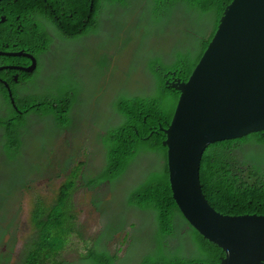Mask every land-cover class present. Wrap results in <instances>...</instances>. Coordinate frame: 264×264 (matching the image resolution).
<instances>
[{
  "label": "trees",
  "instance_id": "trees-1",
  "mask_svg": "<svg viewBox=\"0 0 264 264\" xmlns=\"http://www.w3.org/2000/svg\"><path fill=\"white\" fill-rule=\"evenodd\" d=\"M102 1L71 0V5L77 7L78 12L74 13L73 18H68L63 36L77 39L96 32L99 20L94 9ZM104 1L112 6L113 11L108 13L103 32L98 33L93 40L95 44L87 47L94 53H97L99 46L105 44L108 29L115 32V36L123 31L120 16L125 15L120 11H126L131 6L130 0ZM232 1L140 0L141 8L132 12V15L138 21H146L142 34L156 24L164 26L170 23L174 26L176 20L181 21L184 34L177 39L169 51L170 55L158 51L154 56L155 49H149L146 69L152 75L154 83L149 87L148 93H119L113 99L111 106L116 111L118 120L96 131L101 155L98 167L91 168L90 172H84L87 162L82 167H76L60 185L53 203L49 204L43 198L37 199L31 213L33 235L20 254L21 264H120L121 261L128 260L126 257H118L121 248H116L113 253L107 248H98L102 240L108 245L117 234H129L127 227L133 228L134 225L129 223L127 215L117 217L115 223L100 234L97 242L87 247L76 259L66 260L62 257L71 238L81 236L77 229V209L73 203V196L79 185H84L89 191L100 189L95 193L94 205L103 214L112 210L110 202L105 200L109 191L121 194L122 200L116 201V205L126 209L129 214L139 211L147 218L152 236L138 240L139 248L146 253L137 259V264L222 263L225 251L204 239L189 225L173 198L167 164L168 147L164 145L167 133L164 129L173 119L180 97V92L167 82L188 79L215 33L225 7ZM57 4L56 0H18L9 10L14 15L28 17L32 33L41 42L48 35L33 13L38 17L54 20L53 9ZM87 7H90L88 24L79 29ZM174 16L181 18H173ZM46 40L51 41L49 38ZM127 41L126 38L125 42ZM79 48L86 47L72 43L70 47L63 48L62 54L73 57L77 55L73 53L74 49ZM42 54L35 56L40 58ZM100 64L107 66V60L104 59ZM41 66L40 59L37 70L23 72L19 82L10 86L16 108L10 105L0 88L2 104L7 105L4 114L0 113V162L4 165L12 164L13 160L21 156L24 136L32 122L37 121L47 129L52 128L53 135L58 130L67 131L72 125V111L80 101L82 87L72 73L52 77L50 83L38 93L20 94L28 84L38 87ZM67 67L73 68L72 63ZM28 135L31 136V133ZM247 142L264 144L263 131L210 144L201 158L199 179L202 192L211 207L226 215L264 214V170L236 153L237 150L244 149ZM65 167H69V163ZM128 178L133 180V185L123 190L121 180ZM118 180L120 183H117ZM100 192H105L102 206L96 199ZM107 231L109 235L112 233V239H105ZM130 237L129 235L128 239ZM119 242L122 241H118V245ZM187 244L192 252L183 253ZM7 261L8 258H2L0 264H8Z\"/></svg>",
  "mask_w": 264,
  "mask_h": 264
},
{
  "label": "rangeland",
  "instance_id": "rangeland-1",
  "mask_svg": "<svg viewBox=\"0 0 264 264\" xmlns=\"http://www.w3.org/2000/svg\"><path fill=\"white\" fill-rule=\"evenodd\" d=\"M130 3L128 10L120 11L125 15L120 16L123 31L115 36V32L108 29L105 44L97 53L90 48H79L73 51L77 55L66 57L58 49H54L41 57V74L37 81L39 89L43 90L52 77L72 73L82 86L80 101L73 108L70 129L58 130L53 135L52 128L47 129L42 123L32 122L28 130L31 136L28 133L24 136L21 156L9 165L0 162V259L8 258V264H21L20 254L33 235L31 213L37 199L43 198L49 204L53 203L60 185L76 167H82L85 162L84 172L98 167L101 155L96 131L118 120V115L111 106L115 96L119 93L133 95L149 92V87L154 83L152 75L146 69L149 49H155L154 56L158 51L170 55L169 51L184 34L180 20H176L174 26L170 23L164 26L153 25L142 34L146 21H138L132 15V12L141 8L140 0H130ZM104 59L107 60V66L100 64ZM70 62L73 68H66ZM22 90L23 93L27 92L24 88ZM2 110L0 97V113ZM66 163H69V167H65ZM121 183L123 190L133 185L127 179H123ZM116 187L119 189L117 185ZM97 191H89L84 185H79L74 193L77 229L81 236L71 238L62 257L66 260L76 259L87 247L97 242L100 234L115 223L117 217L127 215L129 223L134 225L133 228L127 227L129 234H117L108 245L102 240L98 248H107L111 253L116 248H121L118 257H126L128 260H123L120 264H137V259L146 253L139 248L138 240L152 236L147 218L139 211L132 210V214H129L126 209L116 205V201L122 200V196L109 191L105 200L110 202L112 210L103 214L94 205ZM104 195L105 192L96 195L100 206L104 204ZM112 233L109 235L107 231L105 239H112ZM129 235L131 237L128 239ZM118 241L122 242L118 245ZM182 251L190 253L192 249L187 244Z\"/></svg>",
  "mask_w": 264,
  "mask_h": 264
},
{
  "label": "water",
  "instance_id": "water-1",
  "mask_svg": "<svg viewBox=\"0 0 264 264\" xmlns=\"http://www.w3.org/2000/svg\"><path fill=\"white\" fill-rule=\"evenodd\" d=\"M19 68L31 73L37 59ZM180 92L164 130L173 198L183 218L225 251L220 264H264V214L226 215L207 202L199 171L213 143L264 133V0H233L186 81L167 82ZM8 98L16 108L7 85Z\"/></svg>",
  "mask_w": 264,
  "mask_h": 264
},
{
  "label": "flooded vegetation",
  "instance_id": "flooded-vegetation-1",
  "mask_svg": "<svg viewBox=\"0 0 264 264\" xmlns=\"http://www.w3.org/2000/svg\"><path fill=\"white\" fill-rule=\"evenodd\" d=\"M17 1L18 0H0V88L4 91L2 93H5L6 98H8V91L5 87V85H7L13 99L14 94L10 86L19 82V77L23 73L19 68H26L31 62L23 56H13L9 54L22 52L32 55L37 59V70L41 57L46 53L54 51V49H58L60 53H63V48L70 47L72 43H75L76 45L81 44L86 48L95 44L93 40L96 39L98 33L103 32V26L108 13L113 11L112 6H108L107 2L103 0L102 4H98L99 10L97 7L94 9L97 19L99 20L98 30L94 33L80 36L77 39H70L63 36V30L68 23V18H73L74 13L78 12L77 7L71 5V0H56L58 4L57 7L53 9L52 15L54 20H49L45 17H38L36 13H33V16L39 20L48 35L39 42L36 40V35L32 33L28 17L14 15L9 10L10 7L17 4ZM90 7L85 9L82 21L79 24V29H83L87 26ZM47 38L51 39V41L47 42ZM102 47L103 46H99V49ZM41 53L43 54L40 58L35 56L36 54ZM25 90L28 93H38L42 91L39 87L32 86V84L26 85ZM20 94H24L22 90ZM8 99L10 100V98ZM10 105L12 104L10 103ZM6 108L7 105L4 103L2 114H4ZM236 153L240 155V157L245 156L250 162L258 164L264 170V144L247 142L245 143V148L237 150ZM127 180L133 182L132 179L128 178ZM182 252L185 253L184 251Z\"/></svg>",
  "mask_w": 264,
  "mask_h": 264
}]
</instances>
